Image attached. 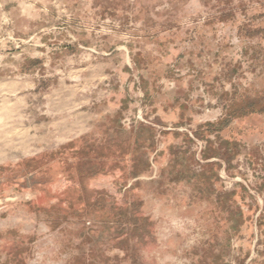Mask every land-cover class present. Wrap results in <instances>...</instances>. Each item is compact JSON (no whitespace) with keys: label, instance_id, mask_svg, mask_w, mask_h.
Segmentation results:
<instances>
[{"label":"rangeland","instance_id":"374dc122","mask_svg":"<svg viewBox=\"0 0 264 264\" xmlns=\"http://www.w3.org/2000/svg\"><path fill=\"white\" fill-rule=\"evenodd\" d=\"M263 90L264 0H0V264H264Z\"/></svg>","mask_w":264,"mask_h":264},{"label":"trees","instance_id":"16d2710c","mask_svg":"<svg viewBox=\"0 0 264 264\" xmlns=\"http://www.w3.org/2000/svg\"><path fill=\"white\" fill-rule=\"evenodd\" d=\"M262 29L260 27L256 28V29H250L249 33L250 35H254L257 32L261 31ZM237 101H231L229 103V105L226 106L225 108V114L223 116L222 119H220L218 121V123L215 124H210V126H213L215 131H219L221 130V128H223L226 124H228V122L230 121V119L234 118V117H239L241 115H244L246 113H254V112H264V90L260 91L258 94L255 95H250L248 93H243L240 94V96L235 98ZM134 132V131H133ZM136 133V132H135ZM131 135V133H130ZM129 138V137H128ZM130 140V139H129ZM112 141L109 140H104L101 143L98 144H87L86 142H84L83 145H81V148L76 150L75 153L77 156V160H75L76 162V173H77V177L78 180H80V182L82 183L84 180V176L86 173H91V174H95L96 172L102 170V166H103V161L99 159V157L101 158V156H106L104 153H112L113 149L116 147H120L121 145L117 143V144H112ZM74 143L70 144L71 147L74 148ZM130 146H125L124 148H122V150L126 151L128 148H130ZM125 153V152H124ZM97 160L98 163H94L93 161ZM142 161H139V164H141ZM87 164H91V166L88 167V169L85 168V166ZM136 165L134 166V170L132 175H138L139 172H136ZM81 188L83 189V185H81ZM238 216L239 214L242 216V211L238 210ZM237 215V214H236ZM128 216L127 214L123 215V222L122 224L126 227V235L124 238L120 239V246L123 247L124 249V253L126 257H129L130 259V264H139L138 261V251H137V244H140L144 241L145 235L143 233V229H142V224H138L135 220L134 222H130L128 221L129 218L126 217ZM240 216V217H241ZM242 218V217H241ZM121 220V221H122ZM143 221H145V219H142ZM127 221V222H126ZM241 219L239 220L238 218H236L235 220H233V227L236 229L238 227V225L240 224ZM221 256V255H219ZM219 256L218 259L216 258V256H214L215 261H219ZM104 260V259H103ZM222 262V261H221ZM223 263V262H222ZM86 264H101V262H97L96 260H91L89 262H87ZM103 264H110V262L108 261H104Z\"/></svg>","mask_w":264,"mask_h":264}]
</instances>
